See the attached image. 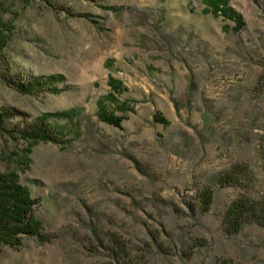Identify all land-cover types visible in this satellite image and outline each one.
<instances>
[{
	"label": "rangeland",
	"instance_id": "rangeland-1",
	"mask_svg": "<svg viewBox=\"0 0 264 264\" xmlns=\"http://www.w3.org/2000/svg\"><path fill=\"white\" fill-rule=\"evenodd\" d=\"M226 4L239 31L203 0H0L15 27L0 109L22 113L0 130V170L39 199L47 236L6 247L0 264H264V225L222 232L238 197L264 204V0ZM6 65L24 81L57 77V91L20 92ZM64 111L73 119L49 120L57 141L12 131ZM237 165L238 184L220 185Z\"/></svg>",
	"mask_w": 264,
	"mask_h": 264
},
{
	"label": "trees",
	"instance_id": "trees-1",
	"mask_svg": "<svg viewBox=\"0 0 264 264\" xmlns=\"http://www.w3.org/2000/svg\"><path fill=\"white\" fill-rule=\"evenodd\" d=\"M203 3L206 5L205 13H212L214 16L220 14L232 20L235 23L234 29L236 31L244 26L242 16L228 8L226 0H203ZM14 30L13 21L4 20L0 16L1 62H9L6 48L14 38ZM6 66H8V69L1 75V79L6 83L15 85L24 94H38L44 91L55 93L57 91V87L54 85V83H57L55 80L57 77L55 76L35 77L30 81H24L23 78H18L17 74H12L9 65ZM110 85L113 90L118 89L120 86L114 80L110 81ZM19 114L22 113L15 109H0V130L11 132L7 129L8 121ZM73 117V111L45 113L42 117L26 125L22 130L12 129V131L20 134L32 145L41 140L46 142L57 141L60 132L55 126L53 127L49 120L53 118L73 119ZM156 118L159 122L165 121L163 117ZM99 119L109 125L123 129L122 123L125 117L101 111ZM241 174H244V170L242 166L237 165L219 178V184L222 186L238 184ZM198 202L200 212L207 213L214 202V190L210 187L203 188L198 194ZM39 204V199L33 197L30 187L21 183L20 176L15 171L3 172L0 170V252L6 247H20L26 237H37L42 242L47 241L42 224L35 216V209ZM248 222L264 225V204L247 195H241L227 208L222 220V232L228 237L236 235L243 230ZM114 239L116 250H118L122 262L130 253H128L129 251L124 243H121L117 238ZM126 261L128 263L132 262L127 259Z\"/></svg>",
	"mask_w": 264,
	"mask_h": 264
}]
</instances>
